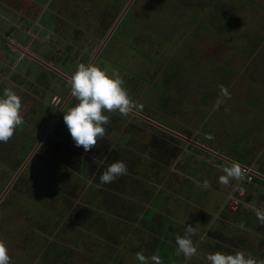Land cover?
<instances>
[{"label": "rangeland", "instance_id": "374dc122", "mask_svg": "<svg viewBox=\"0 0 264 264\" xmlns=\"http://www.w3.org/2000/svg\"><path fill=\"white\" fill-rule=\"evenodd\" d=\"M105 2L111 1L105 0ZM128 2L129 0H121L118 14ZM71 3L79 4L78 1ZM101 3L103 1L97 4L96 0H87L81 6H88V9L96 11L98 5L99 10L104 6ZM5 13L9 17L13 14L10 10ZM33 14L28 15L30 18L28 21L25 17H17L18 26H26L29 22L27 29L33 33L35 31L34 26H31ZM127 14L130 17L127 20L130 23L129 35L126 34L125 37L118 35L111 41L113 47L109 50L112 51V61L115 60L118 67L115 71L125 81L123 87L127 89L129 96L132 94L139 96L149 89L150 93L149 95L146 93L141 100L139 110L143 108V103L154 121L161 125L181 129L189 133L188 135L193 131L195 142L204 143L206 140L209 142L208 139L214 138L227 140L228 137L240 141L239 135L246 131L243 126L245 119H243L241 105H244L247 93L253 94L257 101L264 99V40L257 49H254L256 41L253 36L260 34L264 37V0H134ZM90 20H94L93 15ZM98 20L100 22L101 19ZM0 22L8 24L1 18ZM98 43L88 46L86 53L92 54ZM14 60L15 58L5 54L0 59L7 63L1 70L0 92L10 88L20 99H23L26 105L21 110L25 124L22 130L34 136V133L39 132L29 129L32 123L44 119L45 126L49 119L53 118L55 110L45 108L46 111L34 114L32 109H29L31 103L27 102L30 97L27 92H34L32 83L19 76L20 74H11L13 67L11 65ZM170 67L180 70L178 80L169 81V87L164 88L161 73L169 70ZM101 68L107 70L104 67ZM111 72L112 69L109 73ZM148 83L152 84L151 88ZM167 97H170V101L165 105L163 101H166ZM206 99V106L200 109L201 100ZM137 102L139 101L133 102V107H137ZM198 106L200 112L196 108ZM37 107L34 105L32 108ZM161 114L168 117H162ZM127 116L120 114L119 117ZM205 119H209L211 126L208 127L211 128V132L204 136L203 129L207 126V124L203 125ZM61 121L62 119L57 123L62 128ZM117 125L118 128L122 127L124 120L118 119ZM44 126L40 129L38 138L42 135ZM252 126L250 121L246 127L250 129ZM150 129L152 130L151 139H153L152 141L150 139V143L145 138H140L134 147L136 151L131 153L129 150L114 146L107 155L108 159H104L102 164L96 162L87 164L85 172L84 168L81 169L79 165H76L77 163L74 164V159L69 162L60 157L62 154L60 147H65L63 142L68 143L67 139L69 142L71 139L68 132L60 136V141H57L54 147L51 146L54 143L52 137L44 139L41 148L43 147L42 152L46 156L42 155L29 160L0 202V242L6 246L10 264H35L36 262V264H42L43 261L37 260L39 254L46 255L50 261L70 255L68 262L72 264H138L134 253L127 250L128 243L122 241L127 234L126 224L131 226L137 215L124 214L121 204L127 205L128 202H132L136 206V213H144L145 205L148 204L157 186L158 194L162 199L165 198L167 187L160 182L161 174L169 172L170 175L166 181L173 186L179 177L175 175V172L183 171L191 174L196 169L198 173L218 178L223 175L224 166L222 165L226 164L230 167L224 161L216 167L217 158L211 155L209 156L213 159L205 156L208 153L205 154L203 150L195 152V149L188 148L184 149L189 153L181 150V156L166 159L162 152L160 153V149L165 144L171 149L170 145L177 140L176 137L165 131H162L161 135L160 130L154 126ZM263 129L262 124L260 131L249 135L250 142L246 146L249 152L244 162L247 164L250 161L252 164H247L245 167L254 172L264 168V154H261L264 149ZM126 133L127 130L120 132L119 140H122ZM133 135L136 141V138L144 136V133H137L134 130ZM35 141L33 138V144ZM176 143L185 144L180 140ZM0 148L6 149L2 145ZM230 148L232 149V146ZM13 149L16 148L13 147ZM194 154H198L199 157L196 159ZM256 155L258 159L255 160ZM19 156L16 150L0 153V194L25 160H21L18 165L10 164L16 158L19 160ZM47 157H51L50 160L53 162L47 160ZM116 159L126 164L127 173L111 183L99 184L98 178L103 169ZM4 162L12 166V169L9 168L7 171ZM190 167H193L192 171ZM81 172L84 175H80ZM149 173L150 176L146 175ZM138 181L143 187L135 193L137 195L135 199L139 200L137 207L135 200L128 197L131 194L127 187L130 183L136 185ZM149 182L152 184L150 185ZM236 183V180L230 179L225 190H232ZM208 184L218 189L215 185L219 184V181H210ZM238 192H243L239 195V203L236 205V202L232 201L231 206L236 207L234 213L245 217L246 225L241 223L245 225L241 227L245 229H241V238L235 234L232 236L233 232H239L233 231L231 225V223L233 226L239 223L238 216L229 218L222 212L212 229L224 234L225 238L219 236L220 241L227 239L229 243L237 244L234 247L245 255L249 252L259 258L258 262L264 261V242H261L264 238H260L261 241L258 240L256 245H252L254 242H250L248 231L257 230L264 236V224L257 220L253 211L254 208L264 210V186L256 187L251 183L243 182L236 187L235 198L238 197ZM93 196H97L105 214L87 213ZM41 209L46 212H42ZM228 211L232 209L229 207ZM149 213H146L144 218L150 215ZM109 217L115 220L110 222ZM221 218L226 220L229 218L230 224L222 221ZM157 220L160 221L159 216ZM258 224L261 225L259 228ZM84 226L86 229L81 228ZM144 233L143 227H136L133 229L134 236H131L134 246L139 244L142 250L145 248L144 241L148 242L150 239H147L149 235L146 234V238ZM226 233L230 236L228 237ZM212 236L214 239H205L186 264H207L205 259L207 254L217 250L235 252L229 246L215 243L214 240L218 241V239L215 235ZM59 253L62 254L58 256ZM149 254L153 255V252L149 250ZM96 255H99L100 259Z\"/></svg>", "mask_w": 264, "mask_h": 264}, {"label": "flooded vegetation", "instance_id": "af4514ba", "mask_svg": "<svg viewBox=\"0 0 264 264\" xmlns=\"http://www.w3.org/2000/svg\"><path fill=\"white\" fill-rule=\"evenodd\" d=\"M72 1H78L79 4H72ZM85 1L87 0L0 1V18L2 20H6V22L8 23L7 25H5V22H0V55L1 53H3L0 57L2 58L5 54L6 56L8 55L15 58L14 62L11 65L13 66L11 74H20L19 76L24 77L32 83V89L34 92H27L30 95V97L27 99V102L31 103V107L29 109H32V112L34 114L46 111L45 108H53L52 110H55L53 118L49 119L50 121H48L45 126L43 122L44 119H39L32 123V127H29V129L34 130L33 132L40 133V129L44 126L43 132L41 131L42 135L40 136V138H37L38 140H36L35 144L32 145L28 155L31 153L32 149L40 141L41 138L42 140L40 141V144L33 152L29 160L45 154L42 152L43 147L41 148L44 139H50V137H52L53 139H51L54 141V143H52L51 146L54 147L56 146V142L60 141V136H64V134L68 132L64 123L61 128L59 127V124L57 122L62 119L60 118L62 117V113L59 108H67L68 106L75 103L74 98L70 95V87L67 83L71 76L70 71L74 70L76 65L80 63H85L86 65L91 63L99 67H104L107 69L105 71L108 73L110 69H112L113 71L118 68L116 61H112V51H110L109 49L113 47V45H111V41L117 38L118 35H116V30L126 16L128 10L113 31L110 38L106 41V43H104L105 38L114 25L113 23L107 29L111 17L117 15V17L115 18L116 20L124 9L122 8L118 14L119 3L121 0H110L111 2H105V0H96L97 4L103 1V3L101 4L104 5L101 10L98 9V5L96 11H94L93 9H88V6L82 7L81 5ZM97 9L98 12L101 11L100 14H98ZM7 10L13 12L10 17L6 16L5 12ZM30 13H34L33 23L31 24V26H34L35 29L33 33H31L27 29L30 25L29 22H27L26 26L22 27L18 26L17 23V17L19 16L25 17V20L28 21L30 19L28 18V15ZM91 15L94 16L93 21L90 20ZM98 19H101L100 22ZM126 34L129 35V28ZM23 42H25V44H23ZM96 42L99 43L97 44V47L92 51V54L86 53V48ZM0 63L1 75V70L6 67L7 63H5V61H0ZM17 65L19 66V68H15ZM166 72H169V70L163 71L161 73L163 79H167ZM177 76L172 80H178ZM123 82L125 83L124 80ZM132 83L134 84V79ZM148 85L150 88L151 83H148ZM146 93L147 95H149V89L145 90V92L141 94L142 96L140 94L139 96H137L138 94H132L129 96L132 102L136 100H138L139 102H137L138 104H136L137 107L132 108L127 117H119L120 114L117 112H109L110 114L108 116L110 119L109 124L106 126L105 137L102 139H98L96 145L90 148L89 151L85 152L82 147L74 146V143L71 142L72 139H70L71 143L69 142V139H67L68 143L66 141L63 142L65 147H60L62 151L60 157L65 160L67 159L69 162L71 159H74V164L77 163L76 165H79L81 169L84 168L83 171H85L87 164L91 165L95 162L98 164H102L104 159H108L107 155L114 146L129 150V153H131L132 151H136L134 147L135 144L140 141V138H145V140L150 143V139L152 137V130L150 128L151 126H154V128L157 127L149 123L148 120H151L157 124L160 123L154 121L143 103V108L141 110H139L138 108V106H140L139 104L141 103V100L145 97ZM20 96L22 97L21 94ZM169 98L170 97L167 98L168 100L165 98V105L169 103ZM20 101L22 110L26 104L24 103L23 99H20ZM34 105L38 107L35 109L32 108L34 107ZM161 115L162 117H168L165 114ZM118 119L124 120V125L122 127H119L120 130L117 125ZM61 122H63V120ZM24 126V122L21 125L17 126L14 129L13 135L10 139L15 138V133L17 131L23 132V137L26 136L33 138L36 133H34V136L33 134L28 135L25 130H22ZM162 126L165 129L174 131L167 125ZM131 129L133 130L130 131ZM158 129L160 130L159 132L162 135V131L164 130L161 128ZM125 130H127L126 136L122 140H119V133L125 132ZM134 130H136L137 133L143 132L144 136H140L139 138H136V141H134ZM203 132L205 131L203 130ZM192 133L189 135V137L183 136L181 134L180 135L193 141L194 134ZM205 135L208 134L204 133V136ZM176 139L177 140H174L173 144L170 145L171 149L166 144L160 149V153L162 152V155H164L163 157H165L166 159H171L173 156L174 158L178 157L181 153V150L184 151L187 148L195 149V152L201 150L192 144L185 143L181 139ZM152 140L153 139H151V141ZM178 140H180L181 142L183 141L185 144H177L176 142ZM208 140L209 142H211L213 139ZM209 142L206 140L204 143L200 141H197L196 143L202 145L207 149H210L208 147ZM14 143L20 142L17 140ZM203 152L207 154L206 151L203 150ZM28 155L26 156V158L28 157ZM45 156L46 155H44V157ZM193 156H195L196 159L199 157L198 154H194ZM205 156H209V154ZM47 158V160L53 162V160H50L51 157ZM17 161L18 160L16 158L15 160L11 161V163ZM216 161L219 162L218 164L222 163V161H220L219 159ZM226 167H228V165ZM79 174L84 175V173ZM38 259L39 258L37 257V260Z\"/></svg>", "mask_w": 264, "mask_h": 264}, {"label": "clouds", "instance_id": "9594fccd", "mask_svg": "<svg viewBox=\"0 0 264 264\" xmlns=\"http://www.w3.org/2000/svg\"><path fill=\"white\" fill-rule=\"evenodd\" d=\"M67 83L75 103L67 108H59L62 120L74 146L82 147L87 152L96 145L98 139L105 137L110 119L105 113L116 111L127 116L133 108V102L117 71L108 73L91 63L76 65ZM22 123L19 96L10 88L3 89L0 93V142L8 141L14 129ZM222 171L223 175L218 177L221 184H228L230 179H242V170L237 163L223 167ZM126 173V164L116 159L103 169L98 178L99 184L111 183ZM204 186L207 187V182ZM253 211L257 220L264 224V210L254 208ZM196 235V229L187 225L184 226L183 235L175 237L177 254H182L185 261L197 252L193 243V237ZM135 259L138 264H161L158 255L146 257L141 251L135 253ZM205 259L207 264H264V261L258 262L240 251L229 253L217 250L207 254ZM0 264H10V257L3 242H0Z\"/></svg>", "mask_w": 264, "mask_h": 264}, {"label": "crops", "instance_id": "0c3cea01", "mask_svg": "<svg viewBox=\"0 0 264 264\" xmlns=\"http://www.w3.org/2000/svg\"><path fill=\"white\" fill-rule=\"evenodd\" d=\"M260 105H263L262 100L257 101L253 94L247 93L245 103L244 105L243 104L241 105V110L243 111V115H244L243 119H245V121L243 122V126H245L244 128L246 129V131H244V134L239 135L240 136L239 139H241L240 141L234 139L235 146L239 145L246 148L247 144L250 142L249 135H253L258 132L255 126H252L250 129L247 128L246 126L248 122L252 121L251 118L254 117L255 113H258L259 111L258 106ZM256 108L258 109L256 110ZM258 127H261L260 123ZM216 145L217 147H219V149L230 147L227 146L225 142ZM184 151L187 152L186 150ZM261 154H264V149H263V153ZM254 159L255 160L258 159V155H256ZM218 163L219 162L217 161V164ZM247 164H252V163L249 161V163L247 162ZM185 165L186 167L189 168L187 164ZM225 166L226 165H224V167ZM216 167H219V164L216 165ZM190 170L192 171L193 167H190ZM146 175L150 176V173ZM169 175H170L169 172H167L165 174L164 173L161 174L160 176L162 177L160 182L167 187L165 189L166 192L165 198L162 199V197H160V194H158L159 187L157 186L156 190L155 191L153 190V194L150 196L148 200V204L145 205L146 207L145 212L137 215L135 217V220H133L131 226L130 225L128 226L127 224L128 231L126 237H127L128 245L132 247L134 246L133 238H131V236H134L133 229L136 227H143V232H145L143 235L145 237H147L146 234H148L152 237L162 240L165 244L169 245L168 249H166L165 246H163L162 247L163 251L165 252L167 250L172 251V249H174V252L172 254L181 256L182 254H177L176 251L175 237L177 235H183L184 226L191 225L196 229L197 232V235L193 237V243L196 248L201 247L205 239L208 238L211 239L213 237L212 235H215V238L218 239V241L214 240L215 243L223 244L225 247L229 246V248L232 251H240L238 250L237 247H234L237 244L231 242L229 243L227 239L220 241L221 239L220 237L225 238L224 234L222 232H216L214 229H212L214 222L216 221V219H220L219 216L222 215V212L225 215V217L227 216L230 218V216H236V217L238 216L239 223L238 224L236 223L235 226H233L232 223L231 225L233 231H239V232L238 233L233 232L232 236L235 234L239 238H241V229L245 230L244 228H241L242 226H245L243 225L245 224V221L243 219L244 215L234 213L233 211H235L236 208L234 206H231L234 201L236 202L235 204L237 205L239 203V195L243 194V192H238V197L237 198L234 197L237 194L235 193V191H236V187H238L239 184L236 183L232 188V190H225L227 189L226 185L219 183L215 185L218 187L217 189L211 187L208 183L210 181L211 182L219 181L218 178H216L213 175L210 177V175L208 176V174L205 175L204 173L201 174V172L198 173L197 170L194 169V171H192L191 174H188L183 171L175 172V175L179 177L175 182L172 179L174 184L173 186H171V184H169L170 182L166 181ZM177 182H179L178 185ZM205 182H207L208 184L207 187L204 186ZM149 184L151 185L152 183L149 182ZM251 184L254 186L257 185L254 183ZM260 186H262L263 188L264 185H259V186L257 185L256 187H260ZM135 196L137 197V195ZM134 200L137 203H139L138 199H134ZM165 201L167 202L164 203ZM229 207L232 209V211H228ZM146 213H149L150 215H147L144 218ZM157 216L160 217V221L157 220ZM229 218H227V220L221 218V220L226 223L228 222L230 224ZM151 222H153V224H156V226L158 225L159 229H161V231L159 230L160 233L158 232L157 229L153 230L156 226H152ZM260 226H261L260 224L257 225L258 228ZM166 229L168 230L167 234L164 233V230ZM248 231L250 234V240H251L250 242H254L252 243V245H256L258 240L260 241L262 240L260 238H264V236L261 235L262 232H259L257 230H248ZM226 235L228 237L230 236L229 233L228 234L226 233ZM128 245H127L128 247L127 250L132 252L131 251L132 248L129 247ZM248 255L252 256L256 260L259 259L255 257L252 253L246 252V256ZM149 256L151 255L148 254V257Z\"/></svg>", "mask_w": 264, "mask_h": 264}, {"label": "trees", "instance_id": "16d2710c", "mask_svg": "<svg viewBox=\"0 0 264 264\" xmlns=\"http://www.w3.org/2000/svg\"><path fill=\"white\" fill-rule=\"evenodd\" d=\"M120 4H121V1H120ZM115 18H116V15L113 16V17H111V20H110V22H109V24L107 26V29H108V27H110L112 25V23H113L112 21H115ZM128 18H130V17H129L128 14H126V16L124 17V19L119 24V26H118V28L116 30V35H119V36H123L124 35V37L127 36L126 33H127L128 28H129V25H130V23H128V21H127ZM253 36L255 37V41H256V43L254 45V49H257L259 47L260 43L264 40V37L261 36L260 34H255ZM179 72H180V70H178L177 68L175 69V68L170 67L169 68V72H166L167 79H163V81H162L163 87L164 88H168L169 87V81H172V79L175 78L177 76V74H179ZM154 76L152 77V79L154 78ZM151 87H152V84L150 85V88ZM156 89H153V90H156ZM206 102H207V99L204 100V101L201 100L202 105H201V108L200 109H202L203 107L206 106L205 105V104H207ZM164 103H165V101H163V104ZM262 103H264V99L262 100ZM196 108H198L197 110H199V106L196 107ZM258 108H259L258 113H255V115H254V117H253V119L251 121L252 125L257 128V131H259V130L262 129V124H263V127H264V107H262V105H260V106H258ZM258 108H256V110ZM199 112H200V110H199ZM259 123L261 124V127H258L259 126ZM205 124H207V126L204 127V129H203L205 131L204 133L209 134L211 132V128L208 127V126H211V125H209V119H205V121L203 122V125H205ZM178 127H179V125H178ZM170 128L173 129L172 127H170ZM173 130L175 132L183 135V136L189 137V135H188L189 133H187L186 131H182L181 129H173ZM22 134L23 133L21 131H17L15 133V138L14 139H10V140H8L6 142H1V145L4 146L6 149L0 148V153L11 152V151L16 150L18 152V154L20 155L19 156L20 159L17 162H14L16 165H18L21 160L23 161L26 158V156L28 155V153L31 150V147L33 145V138L35 140H37V138L39 136V133H37L33 138L26 137V136L23 137ZM17 140L20 143H14ZM234 141L235 140L233 139V137H228L227 140H223V139H220V138H216V139L214 138L211 142H209L208 147L211 150L217 152L218 154H220L222 156H225V157H227V158H229V159H231V160H233V161H235V162H237V163H239V164H241L243 166H247V164L244 162V158L248 157V152L249 151L246 148H244L243 146H239V145H236L235 146ZM223 142H225V144L227 146H229V145L232 146V149L230 147H226V148H222V150H220L219 147H217L215 145L216 143L217 144H222ZM17 144H19V145H17ZM13 147H15L16 149H13ZM6 158H7V155H6ZM172 158H174V156ZM14 163H10V164H14ZM15 167H17V166H15ZM5 168H6L7 171H9V168L12 169V166H9V165L6 164ZM14 170H15V168H14ZM81 173H83V172H81ZM257 173H259V174H261V175L264 176V168H259V171H257ZM0 179H1V177H0ZM251 183L257 184L258 186L259 185H264V181L261 180V179H259V178H256V177L253 178V181ZM140 184H141V182L138 181V183L136 185H131V183L128 185L127 188H128V190H129V192L131 194V196L128 195L129 198L130 197L132 199L137 198L135 196V193H138V190L143 187ZM142 184H143V182H142ZM132 204H133L132 202H128L127 205L126 204H121L120 207H121V209H123V213L126 214V215H127V213L128 214H131V215H134V214L139 215L135 211V207H136L135 204H133V207H132ZM88 207H89L88 210H87V213L88 214L89 213H94V214H99V213H104L105 214L106 213L105 210H102L101 209L102 208V205L99 204V201H98L97 196L96 197L93 196L91 198L90 205ZM137 207H138V203H137ZM117 211H119V210L117 209ZM42 212H46V210H42ZM48 212L49 211H47V213ZM94 214H92V215H94ZM106 217H108V216H106ZM243 219L245 220V217H243ZM114 220L115 219H111V218L109 219L110 222L111 221H114ZM112 224L114 225V222H112ZM151 225L152 226H156V224H153V222H151ZM245 225H246V223H245ZM81 228L84 229L85 226L84 227H81ZM156 229L160 233L161 229H159L158 225L153 230H156ZM127 231H128V228H127V224H126V232ZM167 232H168L167 229L164 230V233L165 234H167ZM94 233L96 235L97 234V231L94 232ZM147 239H149L148 242H145L142 239L144 241V247H145L143 250L139 248V244L137 246H133V247L130 246V245H128L129 247L132 248L131 251L134 253V256H135V253L137 251H141L147 257V254H149V250H151L153 252V254L155 253V254H157L160 257V260H161V263L162 264H186V261H185V259H184V257L182 255L180 256V255H173L172 254L174 252V249H172V251L171 250L170 251L167 250L166 252L163 251L162 247L165 246V248L168 249L169 245L165 244L162 240L157 239L155 237H152L150 235L148 236ZM100 240L103 241V239H101V238H100ZM122 241L123 242L125 241V243H128L127 242V237H124V239ZM107 243H109V242H107ZM126 247H127V245H126ZM134 247H136V248H134ZM61 254L62 253H59L58 256H60ZM70 257H71L70 255L63 256L61 259H57L58 258L57 257L54 261H50V259H48V257L46 255L44 256V254H42V255L39 254V257L38 258H39V260L41 259L40 261H43L42 264H58V263H60V264H72V263H69L68 262V260L70 259ZM96 257H98L100 259V256L99 255H96Z\"/></svg>", "mask_w": 264, "mask_h": 264}, {"label": "water", "instance_id": "95a60500", "mask_svg": "<svg viewBox=\"0 0 264 264\" xmlns=\"http://www.w3.org/2000/svg\"><path fill=\"white\" fill-rule=\"evenodd\" d=\"M134 0H129V2L125 5L124 9L122 10V12L120 13V15L118 16V18L116 19L114 25L112 26L110 32L108 33L107 37L105 38L104 40V43H106V41L110 38V36L112 35L113 31L115 30V28L117 27V25L119 24V22L122 20V18L124 17V15L126 14L128 8L130 7V5L132 4ZM104 45V44H103ZM149 123H151L152 125H155L157 128H161L163 129L165 132L175 136L176 138L178 139H181L183 140L185 143L187 144H192L194 146H196L197 148L201 149V150H204L206 151L209 155H211L212 157L214 158H217L219 159L220 161H224L225 163L229 164V166H231L233 163H237L225 156H222L220 154H218L217 152L211 150V149H207L205 147H203L202 145L196 143V142H193L191 141L190 139L186 138V137H183L181 136L180 134L172 131V130H169V129H165L162 125L160 124H157L151 120H148ZM42 140V138L40 139V141ZM40 141L34 146V148L32 149L31 153L28 155V157L24 160V162L21 164V166L19 167L18 171L15 173V176L12 178V180L8 183V185L4 188L3 192L0 194V202L1 200L3 199V197L5 196V194L7 193V191L10 189L11 185L13 184L14 182V179L21 173V171L23 170V168L25 167V165L28 163L31 155L33 154V152L36 150V148L38 147V145L40 144ZM241 170H247L249 173L253 174L256 178H259L261 180L264 181V176L257 173V172H254L252 171L250 168H247L239 163H237Z\"/></svg>", "mask_w": 264, "mask_h": 264}, {"label": "built area", "instance_id": "2783aa9c", "mask_svg": "<svg viewBox=\"0 0 264 264\" xmlns=\"http://www.w3.org/2000/svg\"><path fill=\"white\" fill-rule=\"evenodd\" d=\"M254 177L255 176L253 174L249 173L247 170L246 171L242 170V179L236 180V181H237L238 184L239 183H243V182L251 183L253 181Z\"/></svg>", "mask_w": 264, "mask_h": 264}]
</instances>
